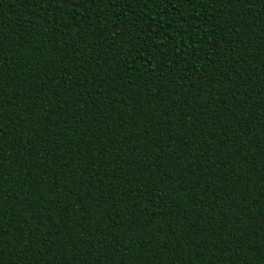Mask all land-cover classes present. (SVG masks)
I'll use <instances>...</instances> for the list:
<instances>
[{
  "label": "trees",
  "instance_id": "1",
  "mask_svg": "<svg viewBox=\"0 0 264 264\" xmlns=\"http://www.w3.org/2000/svg\"><path fill=\"white\" fill-rule=\"evenodd\" d=\"M0 264H264V0H0Z\"/></svg>",
  "mask_w": 264,
  "mask_h": 264
}]
</instances>
